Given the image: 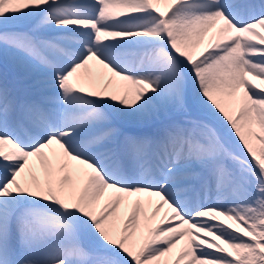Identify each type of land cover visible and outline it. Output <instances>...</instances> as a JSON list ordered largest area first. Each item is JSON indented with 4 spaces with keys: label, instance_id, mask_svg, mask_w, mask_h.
<instances>
[{
    "label": "snow or ice",
    "instance_id": "snow-or-ice-1",
    "mask_svg": "<svg viewBox=\"0 0 264 264\" xmlns=\"http://www.w3.org/2000/svg\"><path fill=\"white\" fill-rule=\"evenodd\" d=\"M0 59V264H264V0H0Z\"/></svg>",
    "mask_w": 264,
    "mask_h": 264
},
{
    "label": "bare ground",
    "instance_id": "bare-ground-1",
    "mask_svg": "<svg viewBox=\"0 0 264 264\" xmlns=\"http://www.w3.org/2000/svg\"><path fill=\"white\" fill-rule=\"evenodd\" d=\"M7 71L8 73V77L9 80H11L13 78V70L11 69V67L9 66V68L6 70L4 67V62L2 59H0V75H3V73ZM103 203V202H102ZM161 216H163V213H161ZM158 220L160 219V217L157 218Z\"/></svg>",
    "mask_w": 264,
    "mask_h": 264
}]
</instances>
